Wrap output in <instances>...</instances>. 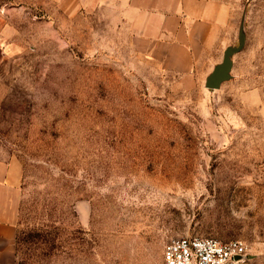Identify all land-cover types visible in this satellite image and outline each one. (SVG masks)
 <instances>
[{"label": "rangeland", "instance_id": "1", "mask_svg": "<svg viewBox=\"0 0 264 264\" xmlns=\"http://www.w3.org/2000/svg\"><path fill=\"white\" fill-rule=\"evenodd\" d=\"M220 89L166 72L109 2L0 0V157L22 166L16 264H162L181 236L264 264V0ZM225 46L218 54L222 61ZM209 72V73H208Z\"/></svg>", "mask_w": 264, "mask_h": 264}, {"label": "crops", "instance_id": "2", "mask_svg": "<svg viewBox=\"0 0 264 264\" xmlns=\"http://www.w3.org/2000/svg\"><path fill=\"white\" fill-rule=\"evenodd\" d=\"M83 1L91 7L109 2ZM110 2L121 21L128 24L138 51L161 69L189 82L201 76L209 63L218 64L214 58L221 47L232 45L229 41L235 36L236 14L224 0ZM21 183L20 162L0 157V264H16Z\"/></svg>", "mask_w": 264, "mask_h": 264}, {"label": "built area", "instance_id": "3", "mask_svg": "<svg viewBox=\"0 0 264 264\" xmlns=\"http://www.w3.org/2000/svg\"><path fill=\"white\" fill-rule=\"evenodd\" d=\"M162 264H257V259L242 240L181 236L165 245Z\"/></svg>", "mask_w": 264, "mask_h": 264}, {"label": "water", "instance_id": "4", "mask_svg": "<svg viewBox=\"0 0 264 264\" xmlns=\"http://www.w3.org/2000/svg\"><path fill=\"white\" fill-rule=\"evenodd\" d=\"M245 16L242 17L238 30V45H229L223 52L222 61L216 64L205 79V87L210 90L220 89L222 84L232 78L233 57L240 53L246 44L244 28Z\"/></svg>", "mask_w": 264, "mask_h": 264}]
</instances>
